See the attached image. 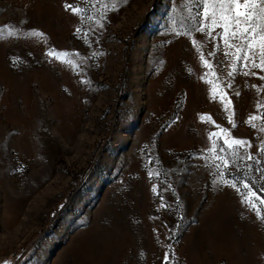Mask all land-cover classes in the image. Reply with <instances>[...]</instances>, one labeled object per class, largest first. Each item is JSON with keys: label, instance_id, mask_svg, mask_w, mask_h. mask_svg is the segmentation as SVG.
I'll use <instances>...</instances> for the list:
<instances>
[{"label": "rangeland", "instance_id": "374dc122", "mask_svg": "<svg viewBox=\"0 0 264 264\" xmlns=\"http://www.w3.org/2000/svg\"><path fill=\"white\" fill-rule=\"evenodd\" d=\"M201 11L0 0V264H264V70Z\"/></svg>", "mask_w": 264, "mask_h": 264}, {"label": "snow or ice", "instance_id": "6c2138e0", "mask_svg": "<svg viewBox=\"0 0 264 264\" xmlns=\"http://www.w3.org/2000/svg\"><path fill=\"white\" fill-rule=\"evenodd\" d=\"M201 9L198 30L212 32L219 28L221 39L225 45L234 49L237 60H243L245 66L249 63L253 66L258 64L264 70V0H201ZM72 10L77 11L75 8ZM209 24L211 29L208 28ZM204 63L208 65L207 60ZM224 144L228 149H233L234 145L249 146L246 141H229L226 138ZM235 158L234 156L233 160ZM247 159H252L251 155ZM222 163L226 170L231 166L227 158ZM236 186V183L232 184V187ZM244 187H249L247 181L244 182Z\"/></svg>", "mask_w": 264, "mask_h": 264}, {"label": "bare ground", "instance_id": "6f19581e", "mask_svg": "<svg viewBox=\"0 0 264 264\" xmlns=\"http://www.w3.org/2000/svg\"><path fill=\"white\" fill-rule=\"evenodd\" d=\"M30 103H31V102H30ZM87 241H88V240H87ZM89 242H91V241H89ZM85 243H87V242L85 241ZM91 243H93V242H91ZM91 243H90V244H91ZM94 243H95V242H94ZM88 244H89V243H88ZM90 244H89V245H90ZM85 245H86V244H85ZM91 245H92V244H91ZM93 245H94V244H93ZM87 248H88V247H84V245H81V246H79V247L75 250V252H76V253H79V254H82V255H83V254H86V253L89 254V251H90V250L87 249ZM91 248H92V247H91ZM91 250H93V249H91ZM79 256H80V255H79ZM79 256H78V257H79ZM81 257H82V256H81ZM79 258H80V257H79ZM82 260H83V259H82ZM88 260H89V258H88Z\"/></svg>", "mask_w": 264, "mask_h": 264}]
</instances>
